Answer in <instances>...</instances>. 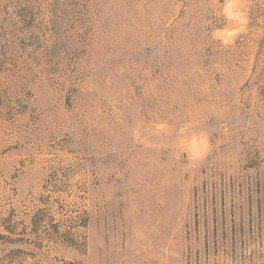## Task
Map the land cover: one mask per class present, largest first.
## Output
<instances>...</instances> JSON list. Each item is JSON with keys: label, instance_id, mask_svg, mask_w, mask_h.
Masks as SVG:
<instances>
[{"label": "rangeland", "instance_id": "rangeland-1", "mask_svg": "<svg viewBox=\"0 0 264 264\" xmlns=\"http://www.w3.org/2000/svg\"><path fill=\"white\" fill-rule=\"evenodd\" d=\"M0 264H264V0H0Z\"/></svg>", "mask_w": 264, "mask_h": 264}]
</instances>
